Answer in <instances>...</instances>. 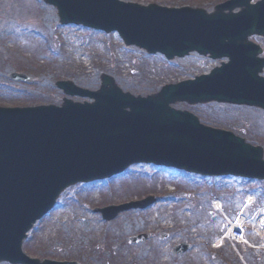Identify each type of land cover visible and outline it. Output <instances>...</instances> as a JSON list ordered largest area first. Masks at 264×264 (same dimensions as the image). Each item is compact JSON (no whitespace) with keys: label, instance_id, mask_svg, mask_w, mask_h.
I'll return each mask as SVG.
<instances>
[{"label":"water","instance_id":"95a60500","mask_svg":"<svg viewBox=\"0 0 264 264\" xmlns=\"http://www.w3.org/2000/svg\"><path fill=\"white\" fill-rule=\"evenodd\" d=\"M40 1L56 9L60 24L117 32L125 47L167 60L197 53L228 61L146 96L123 92L112 76L101 73L95 91L71 81L55 83L66 96L89 101L64 97L60 106L0 107V263L75 264L28 257L22 251L27 232L67 187L109 178L135 163L264 180L261 146L202 125L193 114L172 106L216 102L264 111V57L249 40L264 37V0H227L210 11L122 0ZM10 77L28 81L23 74ZM154 201L147 197L94 211L109 221ZM186 249L183 243L174 253Z\"/></svg>","mask_w":264,"mask_h":264},{"label":"rangeland","instance_id":"374dc122","mask_svg":"<svg viewBox=\"0 0 264 264\" xmlns=\"http://www.w3.org/2000/svg\"><path fill=\"white\" fill-rule=\"evenodd\" d=\"M167 7L183 5L210 10L221 0H124ZM256 1V0H253ZM262 48L264 38H252ZM217 62L191 55L166 62L136 48H124L117 34L77 26H61L55 9L37 0H0V106L29 107L60 104L64 94L54 87L69 80L88 90L99 87V74L133 95L157 92L208 72ZM18 72L30 77L10 80ZM264 76V72H263ZM74 100H80L74 98ZM175 108L195 114L204 125L233 132L264 149V111L250 107L209 104ZM146 196L156 198L144 210H129L105 221L96 207L118 205ZM245 236L257 248L234 247L216 239L234 220L244 199ZM219 200L222 211L212 203ZM264 219V182L238 178H199L151 165H133L106 181L75 184L59 195L53 209L39 220L23 242L26 255L77 264H264L256 223ZM144 235L136 244L133 237ZM185 243V253L173 247ZM6 264V263H3Z\"/></svg>","mask_w":264,"mask_h":264},{"label":"bare ground","instance_id":"6f19581e","mask_svg":"<svg viewBox=\"0 0 264 264\" xmlns=\"http://www.w3.org/2000/svg\"><path fill=\"white\" fill-rule=\"evenodd\" d=\"M214 205H215V210L220 212L222 208L221 202L217 200L214 202ZM242 217H243V214H241L239 217L236 218L235 222H233L232 225L228 228V233L226 236H231L232 239L237 240V241H243L241 239H237L238 234L241 231V228L243 227ZM255 232L261 239V244L259 248L264 250V219L262 222L256 223Z\"/></svg>","mask_w":264,"mask_h":264}]
</instances>
